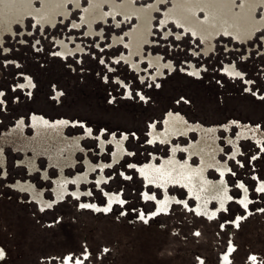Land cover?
I'll return each instance as SVG.
<instances>
[{"label":"rangeland","instance_id":"1","mask_svg":"<svg viewBox=\"0 0 264 264\" xmlns=\"http://www.w3.org/2000/svg\"><path fill=\"white\" fill-rule=\"evenodd\" d=\"M156 1L135 0V5L147 7ZM174 1L163 0L154 11L150 41L134 54L141 62L139 71L125 59L131 53L129 31L136 18L126 22L117 15V26L108 3L103 7L106 20L97 18L93 36L82 22L90 0H81L79 7L68 2L69 15L59 13L55 25L43 26L33 14L18 19L15 13L0 12V146L6 159L5 164L0 161V264H61L68 254L74 259L88 254L81 264H222L231 243L229 264H264V189H259V181L264 182V28L249 40L219 35L207 50L201 37L185 32L175 21L162 24ZM234 1L238 11L241 0ZM43 6V0H35L36 11ZM261 6L257 19L264 18ZM10 17L15 18L11 28L2 29ZM199 18H206L204 10ZM114 36L122 39L113 43ZM60 40L73 48L79 44L82 50L63 55ZM157 56L172 67L157 73L151 61ZM169 113L215 130L211 138L222 147L219 160L228 163L232 195L220 218L209 219L176 201L148 220L142 216L156 205L145 193L162 198L163 190L148 185L136 165L149 162L153 153L159 155L157 162L168 155L169 145L152 143L149 134L152 125L164 128ZM32 114L70 123L39 130L30 123ZM124 134L127 150L114 161L111 139L120 140ZM189 138L198 142L200 135L191 133ZM177 140L185 144L188 137ZM76 141V165L66 174L84 172L88 157L96 165L90 181L81 184L88 194H67L43 210L14 187L18 180H29L52 199L59 170L49 167L50 178L45 180L21 160L25 154L42 155L43 145L67 156ZM41 155L39 167L46 169L49 161ZM179 158L185 153L180 151ZM191 160L199 162L198 157ZM208 175L219 177L213 167ZM240 182L248 188V208L240 201ZM106 191L122 200L109 211L82 207L83 201L105 204ZM168 192L186 199L192 208L196 204L182 186L171 185ZM210 206L215 208V201ZM238 216L243 219L236 226L232 223ZM224 222L231 224L222 228Z\"/></svg>","mask_w":264,"mask_h":264},{"label":"flooded vegetation","instance_id":"2","mask_svg":"<svg viewBox=\"0 0 264 264\" xmlns=\"http://www.w3.org/2000/svg\"><path fill=\"white\" fill-rule=\"evenodd\" d=\"M231 5H232V3H231ZM260 6L264 7V0H241V4L239 5L238 11L241 8H245V10L241 9L239 13H244V15H245L244 17L246 19L239 16V14H237V16L239 19H244L245 23L248 22L250 20V18L254 17L255 22H254V25H252V26H245V25L240 26L238 24L230 25L228 27H224L222 25H219L220 27L193 26L192 28L184 27L182 25H178V26L183 27L185 32L190 31L194 36L201 37V39L206 44L207 50H209V49L213 48L214 41L219 35L220 36H222V35L233 36L234 35V36H236L240 39H244V40L252 39L254 37V35H256V33L259 30L264 28V18H262V19L256 18V12ZM4 11L17 14L16 18H18V19H24L26 15L33 14L39 19V21L41 22V24L43 26L47 25V23L55 25L57 17L59 15V14L53 15L52 13H53V11H55L53 9H48V10L42 9L40 11H36L34 8L33 9L32 8L21 9V10L20 9L19 10H13V9L0 10L1 13ZM138 13H139L138 11L123 12V13H122V11H119L115 15L116 16L115 21H117V15H122V19L125 20L126 22L129 19H132L133 17L136 18V24L134 25L133 29L129 31V37H130V45L129 46H130L131 53L129 56H125V59L127 61H129L131 63V65L137 71L141 70V66H140L141 62H137L134 59V54L138 53V52L140 53L142 48L144 47V45L150 41V36L152 33V26H153V17H149L146 20L147 26H145L147 29L150 30V32L148 34L149 39L147 40V39L143 38L142 37L143 32H139V30L142 28L140 27V19L137 16ZM109 14H113V13L109 12ZM124 14H130V15L124 16ZM55 16H57V17L55 18ZM115 16H113V17H115ZM12 19L15 20V18H11V17L7 18V20L10 23H8V21L4 22L2 29L3 28L4 29L11 28V24H13V22H14ZM141 20H143V19H141ZM144 21H145V19H144ZM238 21L239 20H237L236 22H233V23H238ZM117 22L118 23H116V24H117V26H119L121 22H119V21H117ZM165 22L166 21L164 19L162 21V24L164 25ZM259 23H261V24H259ZM86 27H87V31H86L87 34H89L91 36L96 34L97 31H96L95 27H88V26H86ZM214 29H219V30H214ZM202 30H204V32H201ZM240 30H248V32H239ZM0 36H2L1 33H0ZM121 39L122 38L114 36L113 43H118V42H120ZM58 45L60 47L59 52L63 55L68 54V53L74 54L76 51L80 52L82 50V47L79 44H77V46L75 48H73L70 46V43L63 41V40L58 41ZM151 61L153 64H155L157 66V68H158L157 73H163L165 66L172 67V65L170 63L165 64L162 61L160 56L152 57ZM226 70L229 72H235L232 67H230V68L227 67ZM191 71L195 72L194 68H192ZM34 115H36V114H32L30 116V123L33 127H34V125L32 123V118ZM37 116H41V115H37ZM41 117H43V116H41ZM44 119H46L51 124L52 123L55 124L56 122H60V120L56 121V122H51L47 118H44ZM63 120H61V121H63ZM66 122H68V121H66ZM68 123H70V122H68ZM69 125H72V124H69ZM251 134H252V132H250V135ZM125 137H126V135L124 134L123 138H121L120 140L119 139L117 140L115 138L111 139V141L114 143L115 149H116L115 141L119 142L121 144V148H122L120 155H118L117 157H115L114 153H113V160L114 161L118 160L127 150L125 148V145H124ZM178 138H173V140L171 142L166 143L167 145H169L170 151L166 157L162 156L159 162H157V160H155V158H158L159 155L153 153L152 158L150 159L149 162H146V163L141 164V165H136L138 172L143 176L144 181L148 185L150 184V185L158 186L163 190L162 198H157V196H155V194L145 193L146 197L156 199V205H155L156 209L154 208L153 212H151L149 215L142 214L143 218L145 220H148L149 218L156 216L159 213H162L164 211H168L169 207L173 201L183 203L188 209H192L197 214L204 215L209 219L220 218V210L226 207L228 201L232 200V195L229 191L230 187H229L228 181L226 179V172L229 169V166H228L227 162H222L219 160L218 157H219L220 152L222 151V147L218 145V143H217V141H215V139L212 141L215 144V149L213 148V152L215 151L216 153L214 152L209 157V159L206 161V167L204 170L205 172H204L203 181L202 180L196 181L194 179V181L191 180V181L187 182L185 178H183L182 176L177 177L176 174L172 175V176L166 175V174L165 175H163V174L159 175V174H153V173H149L147 171L141 170L147 166H150L151 168L154 167L156 169H158V168L161 169L164 166V162L170 161V159H172L173 149L177 148V152H175V158L176 159H174V162H177L180 165L181 164L184 165L182 170H184L185 172H188L187 174H190L189 173L190 171H192L191 173L196 172L195 170L199 169L201 167V163H202L201 156L196 152H194L192 155H190V154H188L186 149H190L193 145L198 144L199 141L198 142L193 141L191 138L188 137V142L184 144V143H181L179 140H177ZM156 143H158V142H156ZM159 144H162V143H159ZM166 144H163V145H166ZM104 146H105V143L102 141L101 147L104 148ZM77 150L78 149H75V151L72 152V154H69L67 156H65V154H62L60 152L56 153V154L55 153L44 154V156H46L48 161H49V165L47 166L46 169H40V167H39L38 157L41 154H37V155L33 154L32 156H28L27 154H25L24 159L21 160L22 161V163H20L21 165L23 163H25L29 167V170L31 171V173L40 172L45 180L50 178L49 167H55L57 170H59V176L57 178L53 179L54 196L52 199L47 198L44 194V191L41 189H38L36 187V185L29 180L28 181L18 180L16 183H14V187L16 189L20 190L21 192H25V193L29 194L30 197L32 198L31 201L38 204L41 207V209H43V210L51 208L58 201H61L65 197V195H67V194L72 195L75 198H81L82 196H85V194H88L89 190H83L81 188V184L83 182L88 183L90 181V177H91L90 173L96 168V165L93 164L90 161V159L87 157L85 160V171L84 172H78L72 176L67 175L66 169L76 165L75 153L77 152ZM180 151L185 153V158L183 160L179 158V152ZM193 156L198 157L199 162L197 165L192 163L191 157H193ZM5 160L6 159H5L4 149H3V147L0 146V161L2 164H5ZM99 166L103 170L105 163L101 162L99 164ZM210 167L215 168L216 171L218 172L219 177L217 180L209 178L208 169ZM102 178H103V175H101L99 177L98 184H101ZM192 179H193V177H192ZM71 183L74 184V188H72V189L69 187V184H71ZM171 185H178V186H182L183 188H185L187 193L189 194V196L194 197V199L196 200L195 206L192 208V207H190V205L188 204L186 199L181 200L177 196L169 194L168 187ZM240 185H241L242 191H243V196L240 199V201L246 208H248V205L250 202L249 197H248V188L242 182H240ZM259 189L260 190L264 189V182L263 181H259ZM105 194L107 197V202H105V204L100 205L98 203H92V202L84 203V201L82 203L84 205H88L87 208L93 209L95 211H109L114 203L122 200L121 196L115 192L106 191ZM211 201H215V203H216L215 208L210 206ZM242 219H243V217L238 216L232 224L238 226V224L240 223V221ZM227 224H231V223L230 222H224L222 224V228H225ZM233 250H234V246L231 243L227 252L222 255V264H229L230 254L232 253ZM0 254H1V256L3 255V249L2 248H0ZM87 256H88V254L85 255L84 257H77L76 259H74L73 255L68 254L63 260H61V264H81L83 262V260L87 258Z\"/></svg>","mask_w":264,"mask_h":264},{"label":"crops","instance_id":"3","mask_svg":"<svg viewBox=\"0 0 264 264\" xmlns=\"http://www.w3.org/2000/svg\"><path fill=\"white\" fill-rule=\"evenodd\" d=\"M7 1H14L15 3H17L19 0H7ZM72 2L73 5L75 7H79L81 6V0H52L51 1V5H49V9H53L55 11H53V15L54 14H59V13H63L65 15V17H67L69 15V12L67 10V4L68 2ZM133 6L136 7L135 9H133L132 11H138L139 13L138 14H142V15H145L144 18H142L143 20L145 19V21L149 18V17H153V13L156 9H158V6H159V3L163 0H157L154 4H156L157 2V7L156 9L155 8H152V10L149 9V6H151V4L147 7L145 6H136L135 5V0H133ZM179 1L181 4L184 3L183 7H181L180 9H177V11H175V3H174V6L169 10L167 11L166 13H171V14H178V15H181L179 18H172V17H167V18H164L165 19V25L168 24L170 21H175L177 25H182L184 27H189V28H192L193 26H215V25H225L226 22L230 23V25H240V26H243L244 25V19H246L244 17V19H239L238 16H235L234 18L235 19H232L230 18V20L227 21V18L225 17L224 19L226 21H217L216 24H214L216 21L213 22V24H208V23H205V19L201 20L199 18V11L200 10H204V9H199V1L198 0H192L191 2H182L180 0H177ZM116 3H118L116 0H115ZM34 3H35V0L33 1V6H34ZM108 3L110 5V3L106 0H103L102 3H100V1H92L90 0V4L89 6L84 10V13H83V16H82V22L86 24V26L88 27H94V24H95V21L97 20L98 17H102L104 20H106V16L107 14L104 13V10H103V7L104 5ZM229 3H232V7H234V3L235 1L234 0H229ZM219 6L220 5V2L218 3ZM20 3H17L16 6L17 7H12L10 9H13V10H21V9H25V8H18L20 7L19 6ZM189 5L192 7L190 8ZM217 5V4H216ZM145 8L144 10L140 9V8ZM142 11H144L142 13ZM205 13H207L208 10H204ZM217 10H215L213 13L214 15H220V13H224V12H219L217 13L216 12ZM234 11H236L235 7H234ZM110 12L113 13L111 14L112 16H115L118 12L114 13L111 9V5H110ZM209 12V11H208ZM165 13V14H166ZM109 14V13H108ZM237 14V13H235ZM207 16V14H206ZM57 16H55L56 18ZM116 18V16L114 17ZM237 20L238 23H233V22H236ZM145 21H143L142 23H144ZM116 23H118L117 21H115ZM147 22V21H146ZM245 24H248V22H246ZM73 25L77 26V27H80L81 24L79 23H73ZM254 25V24H253ZM145 26L147 25H143V24H140V27L142 29L139 30V32H143V35L142 37L145 38V39H149L148 37V34L150 32L149 29H147ZM60 122H65V120L63 121H60ZM60 122H56L55 124H51L49 123L46 119H44L43 117L41 116H37V115H34L33 118H32V123L34 125V127L36 129H39V130H47L49 127H52V128H56L57 125L60 124ZM23 122L22 121H19V125L22 124ZM90 130H88L89 132ZM204 131V132H203ZM206 131V132H205ZM214 128L213 129H202V127L200 125H193V124H188L180 115H175L173 113H169L164 121V128L162 130H157L155 128L154 125L151 126L150 128V134H149V138L151 140L152 143H162V144H166V143H169L173 140V138H178V137H181V136H185V137H189V135L191 133H195V132H198L199 135H200V140H199V143L196 144V145H193L190 149H186L188 154L192 155L194 152L198 153L200 156H201V159H202V163H201V167L199 169H196L195 171L196 172H193L191 173L192 171H190L189 173L190 174H187L188 172H185L183 169V166L184 165H180L178 164L177 162H174V159L175 158V152H177V148H174L173 149V156H172V159H170V161H166L164 162V166L160 169H156L154 167H150V166H147L141 170L143 171H147L149 173H153V174H163V175H175L177 177H183L186 179V181H194V179L197 181V180H202L203 181V178H204V170H205V167H206V161L209 159V157L215 152H213V148L215 149V144L212 140H214L213 138H211V134H213L214 132ZM41 132V131H40ZM205 135H204V134ZM204 135V136H203ZM208 135V136H206ZM71 146H72V152L75 151V147L77 146L78 144V141H76L75 143H70ZM104 145V144H103ZM115 145H116V149H115V152H114V156L117 157L118 155H120L121 151H122V148H121V144L117 141H115ZM44 146V145H43ZM41 147L40 150L43 152V154H48V153H52L53 152L51 151V149L49 150L48 147ZM39 149V148H37ZM50 151V152H48ZM40 153V151H39ZM58 153V152H57ZM216 153V152H215ZM38 153H36L37 155ZM160 169V170H159ZM175 176V177H176ZM193 177V179H192Z\"/></svg>","mask_w":264,"mask_h":264},{"label":"bare ground","instance_id":"4","mask_svg":"<svg viewBox=\"0 0 264 264\" xmlns=\"http://www.w3.org/2000/svg\"><path fill=\"white\" fill-rule=\"evenodd\" d=\"M33 1L34 0H19L17 3H20V7L18 8H25V9H29V8H34L33 6ZM51 1L52 0H43V9L44 10H48L49 5H51ZM92 1H100V3H102L103 0H92ZM110 3L111 5V9L114 13L122 11L123 12H133L132 10L135 9L136 7L133 6V0H124V2L121 3H116L115 0H106ZM199 1V0H198ZM220 5L219 6V3ZM14 1H7V0H0V10H9L10 8L17 7ZM158 3V2H157ZM157 3L156 4H151V6H149V9L152 10V8L157 7ZM175 11H177V9H180L181 7H183L185 4L184 3H180L179 1L175 0ZM184 4V5H183ZM217 4V5H216ZM199 9H204V10H208L207 11V16H206V20L205 23L208 24H213L214 21H216L214 24L217 23V21H226L224 18H227V21L230 20V18L235 19L234 17L237 16V14H239V16H241L242 18H244V13H239L240 10H245V8H241L239 11H234V8L232 7L231 3L229 4V0H200L199 1ZM190 8H192L189 5ZM142 10H144L145 8H140ZM217 10L216 12L219 13L224 12L223 14L220 13V15H214V11ZM144 11H142L143 13ZM237 13V14H235ZM126 15H130V14H124V16ZM138 18L140 19V24L143 25H147V22L145 21L144 23H142L144 20H141L142 18H144L145 15L142 14H137ZM174 17V18H179L181 15L178 14H171V13H166L165 14V18L167 17ZM250 17V16H249ZM248 17V18H249ZM255 20L254 17L250 18V20L248 21V24H245V26H252L254 24ZM262 22V21H261ZM261 24V23H259ZM224 27H228L230 26V23L226 22L225 25H222ZM213 27H220L218 24L213 26ZM214 30H219V29H214ZM227 30V29H226ZM201 32H204V30H202ZM239 32H248V30H240Z\"/></svg>","mask_w":264,"mask_h":264},{"label":"snow or ice","instance_id":"5","mask_svg":"<svg viewBox=\"0 0 264 264\" xmlns=\"http://www.w3.org/2000/svg\"><path fill=\"white\" fill-rule=\"evenodd\" d=\"M82 207H88V205H82ZM197 235H199V234L197 233ZM252 259L254 260L255 257H252Z\"/></svg>","mask_w":264,"mask_h":264}]
</instances>
